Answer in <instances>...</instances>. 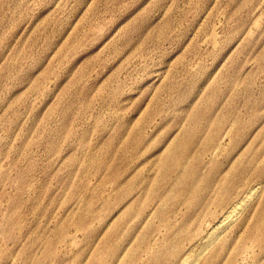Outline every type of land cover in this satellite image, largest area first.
<instances>
[{
	"label": "rangeland",
	"instance_id": "obj_1",
	"mask_svg": "<svg viewBox=\"0 0 264 264\" xmlns=\"http://www.w3.org/2000/svg\"><path fill=\"white\" fill-rule=\"evenodd\" d=\"M263 260L264 0H0V264Z\"/></svg>",
	"mask_w": 264,
	"mask_h": 264
},
{
	"label": "bare ground",
	"instance_id": "obj_2",
	"mask_svg": "<svg viewBox=\"0 0 264 264\" xmlns=\"http://www.w3.org/2000/svg\"><path fill=\"white\" fill-rule=\"evenodd\" d=\"M256 192V190H254ZM254 193V192H253ZM250 194H247L239 202L233 205V207L227 212L218 225H216L206 236V243L203 245V248L199 252L198 256H201L205 251L210 250L215 246V243L220 239L223 232L226 230L227 226L231 225L243 212L245 209ZM257 264H264V260Z\"/></svg>",
	"mask_w": 264,
	"mask_h": 264
}]
</instances>
